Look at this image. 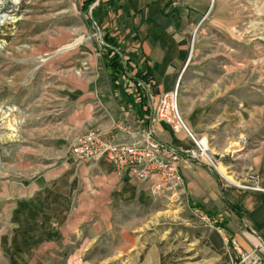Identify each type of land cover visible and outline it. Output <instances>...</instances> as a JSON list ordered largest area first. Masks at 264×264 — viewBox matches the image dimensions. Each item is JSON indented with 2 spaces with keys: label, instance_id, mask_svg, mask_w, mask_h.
Instances as JSON below:
<instances>
[{
  "label": "rangeland",
  "instance_id": "obj_1",
  "mask_svg": "<svg viewBox=\"0 0 264 264\" xmlns=\"http://www.w3.org/2000/svg\"><path fill=\"white\" fill-rule=\"evenodd\" d=\"M211 2L191 28L178 110L217 162L264 169V0ZM98 3L83 13L82 0H0V264H231L235 222L224 209H197L184 192L129 202L110 226L68 239L61 218L76 199L54 197L45 222V199L12 196L20 178L61 169L89 128L74 111L105 76L108 34L91 15Z\"/></svg>",
  "mask_w": 264,
  "mask_h": 264
},
{
  "label": "crops",
  "instance_id": "obj_2",
  "mask_svg": "<svg viewBox=\"0 0 264 264\" xmlns=\"http://www.w3.org/2000/svg\"><path fill=\"white\" fill-rule=\"evenodd\" d=\"M98 1L101 9L96 19L106 28L104 34H108L110 42L116 44L115 52L127 64L128 75L146 73L149 81L140 84L143 98L125 76L113 74L104 65L102 53L100 73L105 76L94 80L90 88L85 89V95L79 97L74 111L75 116L83 119L79 123L84 128L112 133L117 139L124 135L116 128L121 125L142 135L150 133L156 141L172 149L193 148L192 141L183 131L175 132L165 123L152 121L151 97L169 93L179 83L185 68L191 28L199 17L208 12L211 0ZM87 90L90 97H87ZM88 98H92V104L87 102ZM49 158L52 163V155ZM236 163L219 160L218 173L203 162L182 160L179 172L183 190L161 196L174 198L184 192L188 202L202 207V211L210 207L226 210L235 222L233 239L238 247L242 251H250L262 245L258 254L261 256L260 264H264V192L249 191L239 186L249 173H254L264 189V169L258 164L240 166ZM51 166L27 179L20 178L18 184H13L12 196L28 199L31 205L39 198L45 199L44 212L36 211L45 215V222L51 220L54 212V197L76 199L73 206L64 211L65 217L61 218L65 221L61 227L62 238L68 239L72 233L78 235L87 229L90 231L96 225L101 231L102 223L110 226L119 207L151 198L150 182L141 183L118 176L105 160L77 164L70 157L69 148L61 169L55 173ZM221 168L226 169L233 180L223 176ZM7 195L11 196L10 193H1L3 198ZM96 235L91 232L92 239Z\"/></svg>",
  "mask_w": 264,
  "mask_h": 264
},
{
  "label": "built area",
  "instance_id": "obj_3",
  "mask_svg": "<svg viewBox=\"0 0 264 264\" xmlns=\"http://www.w3.org/2000/svg\"><path fill=\"white\" fill-rule=\"evenodd\" d=\"M177 95L178 83L171 92L151 97V119L169 125L175 132L186 133L193 143V148L172 149L156 141L150 133L142 135L130 127L118 125L116 128L124 133L120 139L112 133L97 129H88L76 136L69 146L70 157L77 164L105 160L112 165L118 176L141 183L150 182V192L155 196L182 188L183 179L179 172L182 160L205 161L219 173L214 155L204 149L201 140L195 138L182 119L178 110ZM239 186L249 191L264 192L258 176L254 173H249L246 181ZM231 244L236 252V260L231 264H260L261 256L258 251L262 245L250 251H242L234 239Z\"/></svg>",
  "mask_w": 264,
  "mask_h": 264
},
{
  "label": "trees",
  "instance_id": "obj_4",
  "mask_svg": "<svg viewBox=\"0 0 264 264\" xmlns=\"http://www.w3.org/2000/svg\"><path fill=\"white\" fill-rule=\"evenodd\" d=\"M91 4V0H82L81 8L80 10L84 13L88 11V8ZM101 9V3L95 7L91 15L93 18H96L100 12ZM88 24H90V21H88ZM105 40L107 41L108 44H105L102 48V53H103V61L104 65L108 68L111 69L112 73L115 75H121L125 76L131 83L134 89L138 92L141 93L143 98H144V93L143 89H141L142 83L147 84L148 83V74H144L142 72H136L134 75L129 76L128 75V69H127V64L122 61V59L119 57V55L115 52L116 49V44L115 43H110V40H108V37H105ZM199 210H203L202 207L197 206L196 207ZM233 208V207H232ZM217 227L224 228L225 224L224 223H217Z\"/></svg>",
  "mask_w": 264,
  "mask_h": 264
},
{
  "label": "bare ground",
  "instance_id": "obj_5",
  "mask_svg": "<svg viewBox=\"0 0 264 264\" xmlns=\"http://www.w3.org/2000/svg\"><path fill=\"white\" fill-rule=\"evenodd\" d=\"M204 149H206V148H204Z\"/></svg>",
  "mask_w": 264,
  "mask_h": 264
}]
</instances>
